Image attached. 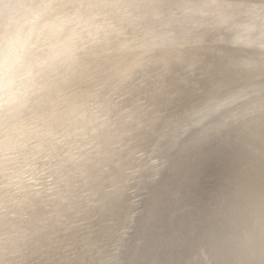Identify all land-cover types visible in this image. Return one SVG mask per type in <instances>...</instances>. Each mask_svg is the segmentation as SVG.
<instances>
[{"label": "rangeland", "instance_id": "rangeland-1", "mask_svg": "<svg viewBox=\"0 0 264 264\" xmlns=\"http://www.w3.org/2000/svg\"><path fill=\"white\" fill-rule=\"evenodd\" d=\"M0 217V264H264V0H0Z\"/></svg>", "mask_w": 264, "mask_h": 264}, {"label": "water", "instance_id": "water-1", "mask_svg": "<svg viewBox=\"0 0 264 264\" xmlns=\"http://www.w3.org/2000/svg\"><path fill=\"white\" fill-rule=\"evenodd\" d=\"M189 178V177H188ZM188 178L185 179L178 187L175 189L172 193L171 198L169 199L170 202V213H176L179 208L182 205L183 202V197L186 192V186H187V181ZM163 218L159 217L157 220V227L154 232V246L157 248H167L169 246V233L168 230L166 229V225L163 222ZM251 234L249 229H245V233L240 234V236L244 239H247V235ZM251 239V237H249ZM127 249V248H126ZM125 249V250H126ZM130 253H131V248L128 247L126 252H123L121 255V264H130ZM259 262V260H257ZM227 264H240V260L238 258V255L234 254L231 255V258L228 260Z\"/></svg>", "mask_w": 264, "mask_h": 264}, {"label": "bare ground", "instance_id": "bare-ground-1", "mask_svg": "<svg viewBox=\"0 0 264 264\" xmlns=\"http://www.w3.org/2000/svg\"><path fill=\"white\" fill-rule=\"evenodd\" d=\"M166 4V3H165ZM170 5V4H169ZM166 6V5H165ZM205 6V5H204ZM160 7V6H159ZM174 7V6H173ZM2 8V7H1ZM176 8V7H175ZM163 9V8H162ZM170 9V8H169ZM169 9H167V10H169ZM178 9V8H177ZM44 10H46V9H44ZM153 10V9H152ZM160 10V9H159ZM158 10V11H159ZM164 10V9H163ZM51 11V10H50ZM165 11V10H164ZM173 11V10H172ZM171 11V12H172ZM154 12V11H153ZM156 12V11H155ZM162 12V11H161ZM180 13V12H179ZM164 14V13H163ZM167 14V13H166ZM172 14V13H171ZM173 14H174V11H173ZM152 15V14H151ZM4 16V15H3ZM165 16V15H164ZM181 16V15H180ZM168 18V17H167ZM192 18V17H191ZM7 21V20H6ZM153 22V21H152ZM142 24H143V22H142ZM145 24H147V23H145ZM144 24V25H145ZM161 24V23H160ZM194 24V23H193ZM10 25V24H9ZM139 25V24H138ZM137 25V26H138ZM148 25V24H147ZM154 25V24H153ZM129 26V25H128ZM132 27V26H131ZM133 28V27H132ZM145 28H146V25H145ZM144 28V29H145ZM149 28V27H148ZM150 28H151V25H150ZM153 28H155V26L153 27ZM152 28V29H153ZM138 29V28H137ZM163 29H164V27H163ZM194 29V28H193ZM135 30V29H134ZM188 30V29H187ZM192 30V29H191ZM154 31V30H153ZM147 32V31H146ZM191 32V31H190ZM194 32V31H193ZM132 33V32H131ZM128 35V34H127ZM135 35V34H134ZM133 36V35H132ZM176 36V35H175ZM129 37V36H128ZM197 40V39H196ZM129 41H131V40H129ZM120 42H121V40H120ZM125 42V41H124ZM122 43V42H121ZM121 45V44H120ZM141 52V51H140ZM166 54V53H165ZM138 55V54H137ZM149 57V56H148ZM112 58H114V57H112ZM120 58V57H119ZM166 58V57H165ZM157 61V60H156ZM139 62V61H138ZM162 64V63H161ZM160 65V64H159ZM161 66V65H160ZM130 68V67H129ZM162 68V67H161ZM171 69V68H170ZM105 73V72H104ZM126 73V72H125ZM176 73V72H175ZM44 82V81H43ZM47 83V82H46ZM162 85V84H161ZM161 85H159V86H161ZM165 85V84H164ZM42 86H44V85H42ZM33 88H34V86H33ZM37 88V87H36ZM44 88V87H43ZM47 88V87H46ZM20 89V88H19ZM30 89H32L31 87H30ZM40 89V88H39ZM43 90H45V88L43 89ZM35 91H36V89H35ZM93 91V90H92ZM96 91V90H95ZM39 92V91H38ZM35 93V92H34ZM65 93V92H64ZM36 94V93H35ZM102 94V93H101ZM39 95V94H38ZM59 96V95H58ZM74 96V95H73ZM52 98V97H51ZM107 99V98H106ZM44 100H45V98H44ZM90 106V105H89ZM106 106V105H105ZM74 107V106H73ZM98 108V107H97ZM92 110V109H91ZM82 111V110H81ZM73 120V119H72ZM192 120V119H191ZM200 129V128H199ZM114 130V129H113ZM165 132V131H164ZM169 134H171V133H169ZM173 135V134H172ZM72 146H74V145H72ZM246 147H248V146H246ZM243 148V147H242ZM69 149V148H68ZM254 149V148H253ZM65 151V150H64ZM206 157V156H205ZM198 158V157H197ZM208 161V160H207ZM216 161V160H215ZM217 163V162H216ZM226 165V164H225ZM26 166V165H25ZM33 167V166H32ZM15 169V168H14ZM223 169V168H222ZM47 171V170H46ZM50 173V172H49ZM101 181H103V180H101ZM242 182V181H241ZM102 183V182H101ZM45 188V187H44ZM50 191V190H49ZM42 192V191H41ZM43 192H45V191H43ZM90 192V191H89ZM45 194H46V192H45ZM44 194V195H45ZM46 199V198H45ZM55 199V198H54ZM53 199V200H54ZM56 199H58V198H56ZM43 201V200H42ZM47 202V201H46ZM50 202V201H49ZM58 203V202H57ZM67 203V202H66ZM54 205H55V203H53ZM59 204V203H58ZM48 206V205H47ZM65 206V205H64ZM68 206V205H67ZM49 207V206H48ZM56 207V206H55ZM62 207V206H61ZM70 207V206H69ZM51 209V208H50ZM68 209V208H67ZM66 209V210H67ZM57 210V209H56ZM75 210V209H74ZM34 211V210H33ZM65 211V210H64ZM40 212V211H39ZM58 212H60V211H58ZM66 212V211H65ZM78 213V212H77ZM76 213V214H77ZM16 214V213H15ZM55 214V213H54ZM75 214V215H76ZM2 215V214H1ZM173 215V214H172ZM78 216V215H77ZM58 217V216H57ZM1 218V217H0ZM40 218V217H39ZM89 220V219H88ZM52 222V221H51ZM76 226V225H75ZM78 226V225H77ZM56 234V233H55ZM69 236V235H68ZM103 236V235H102ZM105 237V236H104ZM16 241V240H15ZM114 246V245H113ZM46 258V257H45ZM55 259V258H54ZM51 261V260H50ZM41 263V262H40ZM53 263V262H52Z\"/></svg>", "mask_w": 264, "mask_h": 264}]
</instances>
